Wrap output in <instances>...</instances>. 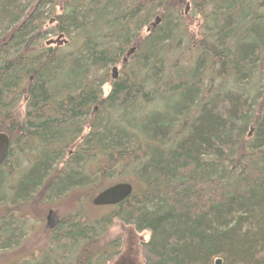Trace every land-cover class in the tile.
Returning <instances> with one entry per match:
<instances>
[{"label":"trees","instance_id":"1","mask_svg":"<svg viewBox=\"0 0 264 264\" xmlns=\"http://www.w3.org/2000/svg\"><path fill=\"white\" fill-rule=\"evenodd\" d=\"M181 1L0 0V264H108L116 221L149 233L141 264H264V0Z\"/></svg>","mask_w":264,"mask_h":264},{"label":"rangeland","instance_id":"2","mask_svg":"<svg viewBox=\"0 0 264 264\" xmlns=\"http://www.w3.org/2000/svg\"><path fill=\"white\" fill-rule=\"evenodd\" d=\"M186 0H182V11H184L185 14V4ZM59 10L57 7L56 10ZM57 10V11H58ZM53 25L52 22H50L48 19L46 21V29L50 28ZM58 38V35H55L53 33L48 34L47 37L42 41L43 45L48 46L51 45L53 47L55 46H64L67 43V39L65 38V42L60 43L59 45L56 43H47L46 41L49 39L55 40ZM119 69L120 66L119 64L117 65V73L116 76H112V71H109V76L110 78H118L119 74ZM110 84L107 83L102 87L103 90V95L106 96L109 92ZM86 131V130H85ZM49 209H54L59 217L64 215L66 211L69 210V205L64 202H56L54 205L52 204H44L42 208H33L32 210V217L27 219L29 225L31 227L28 230V235L26 236V239L24 241V246L21 248L20 253H25L29 254L32 252L34 249H39L40 246L43 245L46 235H47V227H46V221H45V216L47 214V211ZM31 231V232H30ZM120 237L121 241V247L119 254L115 257L114 260L110 261L108 264H141L142 263V256L140 252V243L142 241H146L149 237L148 232H135L132 227L128 225H124L120 221H116L113 223V225L109 228V233H108V239H113L115 237Z\"/></svg>","mask_w":264,"mask_h":264},{"label":"water","instance_id":"3","mask_svg":"<svg viewBox=\"0 0 264 264\" xmlns=\"http://www.w3.org/2000/svg\"><path fill=\"white\" fill-rule=\"evenodd\" d=\"M187 8L189 7L188 5L186 6ZM186 8V9H187ZM160 21V17L156 16V22L158 23ZM153 23V25L155 24ZM147 30H149L148 28H146ZM62 42H65L64 39V35L62 33H60L58 35V38L55 40L49 39L46 41L47 43H56V44H60ZM135 47H130L129 50L127 51V56L130 55V53L134 52ZM126 59V57L124 58V60ZM112 72L113 75L112 76H116L117 73V67L114 66L112 68ZM252 133V130L250 128V134ZM10 147V140H9V136L7 135V133L4 131H0V165H2L1 163L5 160V158L8 155V150ZM133 190V185L130 182L127 181H123V182H114L112 185L105 187L103 189H101L98 193L95 194V196L92 197L91 199V203L93 206L96 207H101L103 205H113V204H117L120 201H123L124 198L128 197L131 195ZM45 221H46V227L49 230H52L55 228V226L59 223V216L57 214V212L54 209H49L47 211V214L45 216ZM216 262L215 264H221L222 260L217 258L215 259Z\"/></svg>","mask_w":264,"mask_h":264},{"label":"flooded vegetation","instance_id":"4","mask_svg":"<svg viewBox=\"0 0 264 264\" xmlns=\"http://www.w3.org/2000/svg\"><path fill=\"white\" fill-rule=\"evenodd\" d=\"M185 4H186V6L188 5L189 7H190V0H186V2H185ZM189 7L187 8V7H185V13L187 12V10L189 9ZM187 8V9H186Z\"/></svg>","mask_w":264,"mask_h":264}]
</instances>
